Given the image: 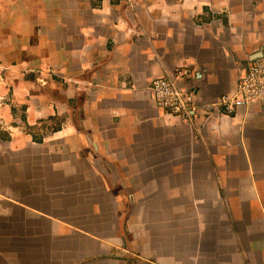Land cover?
<instances>
[{"label": "crops", "instance_id": "1", "mask_svg": "<svg viewBox=\"0 0 264 264\" xmlns=\"http://www.w3.org/2000/svg\"><path fill=\"white\" fill-rule=\"evenodd\" d=\"M9 2L0 250L21 264H264V104H218L264 46V0ZM159 76L193 93L192 120L157 105Z\"/></svg>", "mask_w": 264, "mask_h": 264}, {"label": "built area", "instance_id": "2", "mask_svg": "<svg viewBox=\"0 0 264 264\" xmlns=\"http://www.w3.org/2000/svg\"><path fill=\"white\" fill-rule=\"evenodd\" d=\"M176 73L178 76H186L190 74V69L181 67ZM150 90L157 105L167 116L192 120L198 111L193 93L183 92L169 77L154 78ZM256 102L264 104V46L260 55L253 59L248 70L241 76L236 91L223 94L218 104L224 114L233 115Z\"/></svg>", "mask_w": 264, "mask_h": 264}, {"label": "rangeland", "instance_id": "3", "mask_svg": "<svg viewBox=\"0 0 264 264\" xmlns=\"http://www.w3.org/2000/svg\"><path fill=\"white\" fill-rule=\"evenodd\" d=\"M18 0H13L16 2ZM21 1V0H19ZM10 3V5H9ZM11 6V2L9 0H0V36H9L14 32L13 25H9L8 23V8ZM22 7V4H21ZM12 12L15 11V7H12ZM2 77H4L3 72L0 71V81H2ZM3 97L0 96V103L2 102ZM4 138V137H3ZM22 252L23 250H17ZM9 251L7 249L0 250V264H21L23 257L19 255V252L12 253V250ZM4 253V254H3ZM32 259H34L32 257Z\"/></svg>", "mask_w": 264, "mask_h": 264}]
</instances>
